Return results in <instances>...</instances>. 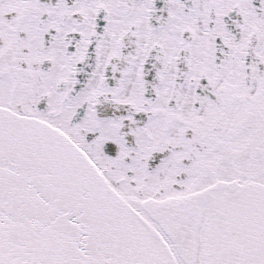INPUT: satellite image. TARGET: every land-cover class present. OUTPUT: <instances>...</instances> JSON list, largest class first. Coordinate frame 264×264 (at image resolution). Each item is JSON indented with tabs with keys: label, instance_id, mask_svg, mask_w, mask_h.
<instances>
[{
	"label": "snow or ice",
	"instance_id": "6c2138e0",
	"mask_svg": "<svg viewBox=\"0 0 264 264\" xmlns=\"http://www.w3.org/2000/svg\"><path fill=\"white\" fill-rule=\"evenodd\" d=\"M0 264H264V0H0Z\"/></svg>",
	"mask_w": 264,
	"mask_h": 264
}]
</instances>
